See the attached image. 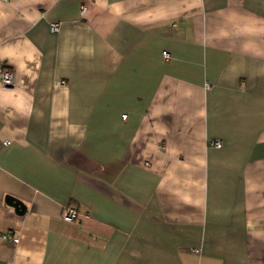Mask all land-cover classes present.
<instances>
[{"label":"crops","instance_id":"1","mask_svg":"<svg viewBox=\"0 0 264 264\" xmlns=\"http://www.w3.org/2000/svg\"><path fill=\"white\" fill-rule=\"evenodd\" d=\"M1 69L0 264H264V0H0Z\"/></svg>","mask_w":264,"mask_h":264},{"label":"built area","instance_id":"2","mask_svg":"<svg viewBox=\"0 0 264 264\" xmlns=\"http://www.w3.org/2000/svg\"><path fill=\"white\" fill-rule=\"evenodd\" d=\"M83 11H85V8H83ZM59 28H60L59 24L55 23L51 25V31L54 33L58 32ZM164 57L166 59H169L170 55L167 52H164ZM0 79H1L2 85L6 88L13 87L15 85V80H16L15 74L11 70L1 69ZM126 117L127 116H124V119H126ZM210 146L218 149V148L223 147V143L220 140H216V141H212L210 143ZM62 217L67 222H77L81 219V215L79 211L76 208L71 207V206H68L64 209ZM0 238L7 242H11L13 244L19 243V238L12 236L10 233H7V232L0 233Z\"/></svg>","mask_w":264,"mask_h":264},{"label":"water","instance_id":"3","mask_svg":"<svg viewBox=\"0 0 264 264\" xmlns=\"http://www.w3.org/2000/svg\"><path fill=\"white\" fill-rule=\"evenodd\" d=\"M11 205L15 207L18 213L23 214L25 211V206L18 202L17 200L12 199Z\"/></svg>","mask_w":264,"mask_h":264}]
</instances>
